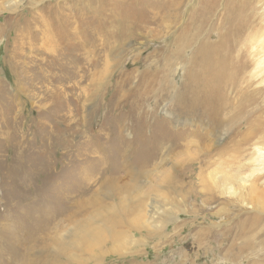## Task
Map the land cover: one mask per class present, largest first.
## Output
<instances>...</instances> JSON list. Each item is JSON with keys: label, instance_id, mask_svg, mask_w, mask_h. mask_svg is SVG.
<instances>
[{"label": "rangeland", "instance_id": "1", "mask_svg": "<svg viewBox=\"0 0 264 264\" xmlns=\"http://www.w3.org/2000/svg\"><path fill=\"white\" fill-rule=\"evenodd\" d=\"M210 1L0 0V264H264L218 249L238 225L264 226V178L253 201L250 183L239 181L252 147L218 155L226 128L192 119L163 125L166 103L155 107L143 92L146 82L155 89L167 80L178 92L188 83L189 66H165L153 51L174 41L202 5L213 9L212 25L229 4L243 11L250 25L230 17L227 44L249 61L253 47L264 55V0ZM113 18L145 29L112 52H95V28ZM44 22L62 39L55 52L45 45ZM159 136L164 145L153 151ZM205 147L211 162L183 171ZM212 191L219 201L207 204ZM199 242L210 255L193 248Z\"/></svg>", "mask_w": 264, "mask_h": 264}, {"label": "bare ground", "instance_id": "2", "mask_svg": "<svg viewBox=\"0 0 264 264\" xmlns=\"http://www.w3.org/2000/svg\"><path fill=\"white\" fill-rule=\"evenodd\" d=\"M175 1L176 0H167L166 4H173L175 3ZM213 1L214 0H211L209 2L210 5H213ZM215 2L216 1H214V3ZM97 12L98 11L93 13ZM243 13V11L235 6L231 8V5L229 4L227 5L225 13H222L223 15L219 17L218 22L212 25L211 18L213 17V9L209 5H202L199 9H197L196 12H194L193 16H191L187 20L185 25L179 30V33L174 41L171 40L169 43L158 48L163 49L162 53H157L158 49L153 51L155 52V54H159L160 57H162L160 58L161 60L159 62L164 63L165 61V66H171L172 64H174L175 60L183 62L186 67L189 66L190 73L187 79L188 83L184 85V87L181 86L183 87V89L178 92L174 89V86L169 85V81L167 80L163 84L159 83L158 87L154 89L153 86L146 82L145 78L143 82L146 83L143 84L145 85L143 88V92L153 95V105L155 107H158L160 101L161 103H166L164 104V107H166L167 109L163 111L165 115V121L163 125L169 122H172L173 124H190L189 119H192L196 121L195 123H193L195 124V126L203 124L204 126H208V128L211 127L212 129L214 128L221 130L222 128H226L227 138L224 146H221V148L216 151L218 155L226 154L228 149L227 147L229 146L232 148V145H234L235 147H239L242 145L252 147L251 156L247 160V163L251 164V167L250 165L246 167L249 172L245 174L244 180L239 179V177L236 179L242 181L244 183V186L248 182L250 183L249 186L247 185V192L250 196V200L248 201H253V198H257L258 196L262 195L263 190H259V188L257 187L258 185L256 186V182L259 179L261 180V178H264V116L262 117V115H264V88L258 87V85L264 83V55H261L260 52H258L259 47L251 48V57L253 61L248 60L249 55L244 51H241L236 55L232 54L235 52V50L233 49V46L227 44V20H229L230 17H237L239 20H241L242 25L247 28L249 27L250 22L247 23V16L245 13ZM235 14L237 15L235 16ZM159 19L160 18L158 17H153V20L159 21ZM94 21L97 20L94 19ZM168 21L169 20L164 19L163 25L164 29L169 30L168 32H170L171 27L169 24L171 22L168 23ZM44 23L42 25L47 29L45 33V45H48V48L55 52L56 50H59L61 48L60 41H62V39L60 38L54 41L52 39L54 35H51V33L53 32L48 29V23ZM139 23V25H127L128 22H122L117 20L116 18H113L112 21L109 22V28H107L106 25L102 23L101 27L95 28L94 38L95 40L100 41L98 42L100 44L94 46L95 52L103 51L104 49L112 52V50L115 49L117 45L128 43L127 40L133 39L132 37L140 35L139 33H136V30L138 31V29L141 30L142 28H144L142 23ZM208 24L209 27H207ZM74 32L76 33V29L74 30ZM64 34L68 36V33ZM64 36L62 37L63 39H65ZM193 44H198L197 48L196 50L194 49L195 51L192 52L191 56H188L186 52L187 50L191 49L192 46H194ZM83 48H85L84 44L79 45L80 50H83ZM152 74V77L155 80L156 73H154L153 71ZM136 94L138 96H135V100H138L140 97V93L138 94L136 91L134 95ZM136 109L137 108H135V110ZM195 126L193 128V131H195ZM163 132L164 131L159 132V135L163 136L161 134ZM160 136L155 137L154 143H152V145L150 146V149H153V151H155V149H157L158 147L164 145V143H162L164 139H162L163 141H158V139H160ZM160 149L161 148H159V150ZM203 149V153L200 155L198 154L199 156H197V159L194 161V163L185 165L183 171L188 170L189 172H193L196 169V166L200 168L201 166H206L209 163L212 156L211 152L207 147ZM156 153L157 152H155L154 154ZM156 157L157 154L155 155V158ZM239 157L241 156L239 155ZM244 158H246V156H244ZM240 159L243 160V157H241ZM144 162L146 163L148 161ZM242 168H244V166L243 164H241V162H239L237 169L241 170ZM239 187L241 186L239 185ZM232 193L234 195L236 194L234 192ZM216 194L213 193V191L208 194L206 203H216L218 200ZM238 198L243 199V194L239 193ZM255 217L257 218V215ZM249 221L250 220H248V222ZM262 222L263 221L260 220L256 222V224L250 225L249 230H247V225H238L231 231L229 230V233H227V237H229L231 241L228 249L227 237L223 239V241H221V245L218 246V249L222 248L221 250L225 251L224 257H227L228 255V257L231 259H238L244 258L242 256L245 253H248L249 256L255 255L261 258V261L264 262V226L262 228L258 227L259 225H263L261 224ZM32 238H34L32 242H34L35 244L37 238L36 234L32 235ZM209 239L210 238H207L206 241H209ZM201 242L195 243V246L193 248L199 249V253L210 255L207 249L208 247ZM197 244L202 245L198 246ZM253 248L257 249L254 250ZM247 250H250L251 253ZM26 256L30 257L31 255L28 252Z\"/></svg>", "mask_w": 264, "mask_h": 264}]
</instances>
